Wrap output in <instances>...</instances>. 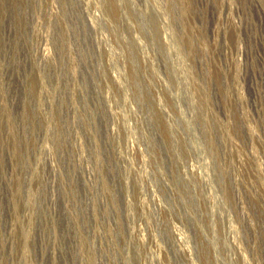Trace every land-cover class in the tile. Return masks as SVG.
Returning <instances> with one entry per match:
<instances>
[{
  "label": "rangeland",
  "instance_id": "1",
  "mask_svg": "<svg viewBox=\"0 0 264 264\" xmlns=\"http://www.w3.org/2000/svg\"><path fill=\"white\" fill-rule=\"evenodd\" d=\"M0 264H264V0H0Z\"/></svg>",
  "mask_w": 264,
  "mask_h": 264
}]
</instances>
